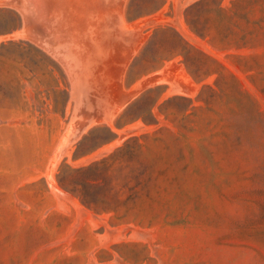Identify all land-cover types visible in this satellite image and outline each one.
Listing matches in <instances>:
<instances>
[{"label": "rangeland", "instance_id": "1", "mask_svg": "<svg viewBox=\"0 0 264 264\" xmlns=\"http://www.w3.org/2000/svg\"><path fill=\"white\" fill-rule=\"evenodd\" d=\"M7 39L0 264H264V0H0Z\"/></svg>", "mask_w": 264, "mask_h": 264}, {"label": "trees", "instance_id": "2", "mask_svg": "<svg viewBox=\"0 0 264 264\" xmlns=\"http://www.w3.org/2000/svg\"><path fill=\"white\" fill-rule=\"evenodd\" d=\"M25 44H27L31 47H34L36 49V47L34 45H32L29 42L24 41V40H14V39L2 40L0 42V59L4 56L5 51H7L8 49L23 48L25 46ZM183 55H184V57L186 56L185 53H183ZM45 56H46V60H47L48 64H50V62H52L50 57L46 53H45ZM79 196L85 204H87L88 206H91V203L89 202V200L87 199L85 194L82 193Z\"/></svg>", "mask_w": 264, "mask_h": 264}, {"label": "bare ground", "instance_id": "3", "mask_svg": "<svg viewBox=\"0 0 264 264\" xmlns=\"http://www.w3.org/2000/svg\"><path fill=\"white\" fill-rule=\"evenodd\" d=\"M58 1H59V0H58ZM44 2H45V1H44ZM55 2H56V1H55ZM55 2H54V3H55ZM66 2H67V1H66ZM88 3H89V2H88ZM24 4H25V3H24ZM50 4H51V3H50ZM56 4H57V2H56ZM89 4H90V3H89ZM46 5H47V3H46ZM90 5H92V4H90ZM24 6H25V5H24ZM33 6H34V5H33ZM47 6H48V5H47ZM54 8H55V7H54ZM51 9H52V8H51ZM54 13H55V12H54ZM57 13H58V12H57ZM63 18H64V17H63ZM25 22H26V21H25ZM181 27H183V26H181ZM184 28H185V27H184ZM24 29H25V28H24ZM180 30H181V29H180ZM54 49H55V48H54ZM56 55H57V54H56ZM56 58H57V57H56ZM65 61H66V59H65ZM68 68L70 69L71 67H68ZM177 70H178V69H177ZM184 77H185V76H184ZM184 80H185V79H184ZM186 86H187V85H186ZM184 87H185V86H184ZM187 88H188V86H187ZM124 96H125V95H124ZM124 98H125V97H124ZM122 99H123V98H122ZM120 102H121V101H120ZM119 105H120V104H119ZM89 119H90V118H89ZM91 121H93V120H91ZM82 122H83V121H82ZM82 122H81V123H82ZM86 123H88V122H86ZM88 124H89V123H88ZM77 128H78V127H77ZM74 132H75V131H74ZM80 133H81V132H80ZM67 135H68V134H67ZM75 138H77V137H75ZM72 140H75V139H72ZM67 143H68V142H67ZM69 144H70V143H68V145H69ZM65 147H67V146H65ZM65 149H66V148H65ZM63 151H64V150H63ZM63 151H62V152H63ZM62 152H61V154H63ZM59 156H60V154H59ZM51 166H52V165H51ZM50 172H51V171H50ZM48 174H49V173H48ZM50 178H51V177H50ZM48 180H49V178H48ZM50 183H51V182H50ZM52 185H53V183H52ZM55 189H56V188H55ZM56 191H57V190H56ZM57 193H58V192H57ZM59 193H60V192H59Z\"/></svg>", "mask_w": 264, "mask_h": 264}]
</instances>
